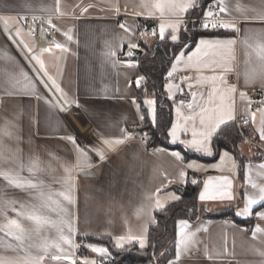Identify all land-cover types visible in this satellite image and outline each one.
I'll use <instances>...</instances> for the list:
<instances>
[{"label":"crops","instance_id":"1","mask_svg":"<svg viewBox=\"0 0 264 264\" xmlns=\"http://www.w3.org/2000/svg\"><path fill=\"white\" fill-rule=\"evenodd\" d=\"M155 2L59 0L57 11V0H0V17L8 18L9 28L5 32L4 23L0 20V172L18 174L25 180H31L41 185L45 193L42 199L37 189L16 188L0 176V226L17 220L26 237L20 247L19 241L5 235L7 229L0 231V260L5 264H25V257L41 254L39 246L45 242L49 245L60 243L62 252L50 247L42 264H70V260L81 264L82 259L96 261L97 264L102 257L91 251L88 245L108 248L90 242L87 237L110 238L117 246L118 237L143 236L146 240L144 249L149 244V229L155 223V212L178 203L182 198L183 192L179 193L172 186L181 187L184 191L188 182L193 180L199 184L197 201L200 205L213 212L233 209L239 220L251 226L230 218H202L195 223L182 219L189 222L184 231L195 233L194 242L187 250L181 251L179 261L175 256L171 261L174 264H264V255L261 254L264 253V233L252 235L257 226L264 229V219L258 216L264 207L254 206L250 216L237 215L244 207L245 195H258V190L248 183L249 178L264 186V170L258 168L260 163H264V141L254 131L260 126V113L251 111L246 98L236 102L238 92L264 93V62L258 59L254 50L257 43H264V21L254 19L257 15H264V0H223L227 12L221 13V19L233 23L235 30L221 28L216 31L219 35L201 36L192 48L187 44L179 51L185 53L186 61L201 39L235 40L231 51L226 50L224 56L232 69L225 73L228 84L237 89L233 103L235 119L221 127L235 124L246 133L240 132L243 140L237 144L245 161L242 177L240 163L233 152L227 148L216 151L214 140L217 135L211 138V155L189 149L183 143L192 138L191 121L188 122L187 133L181 131L176 142H172L168 135L170 127L167 132L170 148L150 147L148 136L144 142L137 139L138 133L142 132L138 129L144 121L141 120V116L144 117L142 105L148 110L145 101L155 99L150 97L143 103L139 102L136 89L144 86L146 78L137 87L136 80L145 76L138 59H126L125 54L129 44L138 45L137 49L144 53V47L150 48L156 39L162 40L159 38V25L162 23L159 14L149 16L147 13L151 9L144 7ZM193 9L180 13L183 23L177 32L178 41H171V29L166 30L163 40L180 42ZM29 15L51 20V25L57 30L55 45L59 43L68 50L61 51L55 45L39 48L23 27L24 17ZM120 24H125L130 33H126ZM145 24L154 25L156 35H141ZM17 29L21 31L19 38L14 37ZM69 31L70 41L65 35ZM10 35L15 38V43L9 39ZM20 39L33 49L32 53L19 43ZM47 48H51V52L41 55V50ZM111 52L115 55H110ZM33 54L40 55L48 74L73 101L71 107L60 111L53 106L54 97L59 93L54 89L50 93L36 79L39 73L40 78L47 81V77L39 72V65L31 59ZM175 62L174 59L172 64ZM25 73L27 79L23 75ZM219 74V69L214 73L206 67L198 71L187 63L178 65V70L167 82L180 85L182 91L174 89L173 98H169L165 87L173 107L172 124L178 120L177 108H180L182 116L199 112L198 108L195 112L187 108V103L192 101L191 93L197 94V103L206 102L212 85L201 78ZM233 75L236 79L232 78ZM181 101H184L183 107ZM77 102L80 107L76 106ZM252 113H255V124L252 123ZM246 119L248 125L244 124ZM179 122L184 124L183 119ZM196 126L199 129L198 116ZM126 133L131 138H124L119 145L109 147L103 143L104 140L125 137ZM69 136L75 138L86 155L77 152L76 146L67 139ZM95 149L104 152L103 160ZM225 151L229 154L227 157L223 156ZM174 152L180 153L182 159L177 160L172 155ZM255 157L259 160L254 162ZM189 164L195 167H188ZM224 178L231 181L228 190L231 200L219 196L214 200H200L205 181L211 180L210 191L215 194L216 187ZM69 189L71 204L56 195ZM49 194L52 200L60 202L63 211H49L45 206ZM157 199L162 207L157 206ZM32 212L47 216L56 226H44L37 234L33 221L26 215H17ZM179 221L177 234L180 232ZM69 224L73 229L71 233L68 232ZM58 229H62L65 236H71L73 247L59 241ZM79 241L85 242L87 252L84 257L77 256ZM121 243L123 247L133 243L140 247L136 239ZM52 255L70 259L53 260Z\"/></svg>","mask_w":264,"mask_h":264},{"label":"snow or ice","instance_id":"2","mask_svg":"<svg viewBox=\"0 0 264 264\" xmlns=\"http://www.w3.org/2000/svg\"><path fill=\"white\" fill-rule=\"evenodd\" d=\"M210 2H213L216 4V6L219 9V12H214L212 9H209L206 13H204L205 20L202 23V27L205 30L211 29H217V28H224V29H233L235 30V25L230 22H226L219 18V13H226L227 8L224 5L223 0H210ZM198 0H156L154 4L144 5V7H147L151 9L147 14L149 16H153L155 14H159V18L161 19L162 23L159 25V38L165 39V32L167 29H171V32L169 33L171 41L177 42L178 41V35L177 32L180 30V26L183 23V18L181 17L180 13H185L188 11L189 8H193L197 5ZM87 11V9H84ZM57 11H59V0H57ZM116 11H119V8L116 9ZM36 18L33 17V20ZM254 19L264 21V15H257L254 17ZM0 20L4 23V31L8 32V18L6 17H0ZM47 23L51 25V20H48ZM120 27L126 32L130 33V29L125 24H120ZM34 31V29H33ZM151 35H156V31L153 30ZM31 35V33H29ZM67 39L70 41L72 39V36L70 34V31L68 33H65ZM141 35H146V33H141ZM15 38L21 37V31L17 29L14 33ZM13 36H9V39H12L15 43L16 40ZM19 43L24 46L25 49L29 53L33 52V49L29 47L28 44L24 42L23 39L19 40ZM235 44V40L228 39V40H221V39H201L196 46V49L194 52L191 53V55H188L185 61V53L183 51L179 52L177 56L174 57L175 63L171 66V71L167 73V77L171 79L173 77V74L178 70V65L181 63H187L190 66H194L198 71L201 69V67H206L212 72H217L219 69L220 73L219 75H213L208 78H201L207 79L211 82L212 88L211 91L207 94V101L204 103H197V94L195 92L191 93L192 101L190 103H187V108L190 110V112H195V110L198 108L199 112L195 115H187L182 116L180 108H177L176 114L178 117V120L176 123H173L171 126V130L168 132V135L172 138V142H176L179 139V133L181 131H184L185 134L188 131V122H192L191 126V136L192 138L190 140L183 141V143L186 144V146L189 149H193L197 152H201L207 155L212 154V148L210 147L211 144V138L214 135H218L219 133L223 132L224 129L221 127L222 125L226 124L228 121L235 119L234 116V94L237 92V89L234 85L228 84L227 76L225 73L231 71V67L228 63L225 62L224 56L225 51L228 52L231 51V46ZM55 47L61 51L66 52L68 49L59 43L55 45ZM139 46L136 44H129L128 45V55L134 56L135 52L134 49H137ZM51 48L42 49L41 55L43 52H51ZM255 52L257 54V57L260 61L264 62V43H257L255 46ZM110 55H115V52H111ZM219 57V59H217ZM32 60L36 62L37 65H39V72L43 73L44 77H47V81L40 78L39 73L37 74L36 79L40 81L44 85L45 88H48L49 92L51 93L54 89L56 93H59L58 97H54V107H58L60 111H64L66 107H71L73 101H70L67 98L66 93H64L63 89L60 87L59 84H57L56 80L53 79L47 72L45 68V64L40 58V55L33 54L31 57ZM131 66V65H130ZM35 71V69H34ZM25 76V79H27V74H23ZM145 77L141 76L136 80L137 87L140 86V82L144 80ZM49 82L51 84V87H49ZM34 87V85H32ZM166 90L169 93V98H173V90L180 92L182 91V88L180 85L173 84L170 82H166ZM189 88L192 87L191 84L188 85ZM240 96L242 99L246 97V94L244 92L240 93ZM39 98V97H38ZM201 100H203V94H201ZM62 102V103H61ZM135 103V101H133ZM146 105L148 106V113L151 115L153 122H155L156 113H155V103L156 101L153 99H148L145 101ZM252 101L249 99V104H251ZM181 107L184 106V101L180 102ZM260 107H258L257 111L260 113V126L258 128H255L254 131H256L259 134V139L261 141H264V100L259 101ZM77 107H80L79 103H76ZM139 108V106H138ZM197 116L199 117V129H197L196 126V119ZM252 116V123L255 124V113L251 114ZM144 117L141 116V120H143ZM183 119L184 124L182 125L179 120ZM244 124L248 125L249 121L246 119L244 120ZM7 134V133H5ZM124 138H131L130 134L126 133L125 137H122L120 139L115 140H104L103 143L109 147L119 145L124 142ZM67 139L76 146L77 152H79L81 155H86L83 149H81L77 144L74 137L69 136ZM96 154L99 156L101 160L105 158L104 152L100 149H95ZM172 155L177 159L181 160L182 157L180 153L174 152ZM229 154L227 151L223 153L224 157H227ZM188 167H195L194 164H189ZM258 168L261 170H264V163H260L258 165ZM29 171L31 172L32 169L30 168ZM66 171H71V169H66ZM264 174V173H262ZM0 176H3V178L8 182V184L24 189V188H31V189H37L39 192V196L43 199L45 197V193L42 190V186L36 183H33L31 180H25L21 176L12 175L9 172H0ZM181 176H184V173L181 172ZM193 183H196L195 180H193ZM248 183L253 189L258 190L257 196H244V207L237 213V215H247L250 216L253 214L254 206L260 205L261 207H264V186L258 185L254 181H252L250 178L248 180ZM212 182L211 180L204 182V190L200 193V200H214L217 199L218 196L221 199H232V195L230 191H228L231 188V181L227 178H224L222 183L219 184L218 187L215 189V194L210 191V186ZM57 196L62 197L64 201H67L69 204H71L72 196L69 191H61L56 193ZM156 204L158 207H162L160 204L159 199H157ZM55 205V207H53ZM45 206L48 207L49 211H63V208L60 206V202L57 200H52L51 194H49L46 198ZM17 215H26V218L28 220H31L35 223L36 229L35 231L37 234H39V231L44 226H56L54 221H51L47 216L45 215H39L35 212L32 213H17ZM258 216L260 219H264V211L258 212ZM189 225V222L187 220H180L179 221V228L180 232L177 234L178 239L176 240V254L175 259L176 261H179L181 256L182 250H187L190 245L193 244L195 233L192 232H186L184 231ZM7 229V231H5ZM0 231H5V235L11 236L13 239L20 242V247L23 246L25 235H24V228L21 226L20 223H18L17 220H10L8 221L7 225L0 226ZM60 232L59 235V241L63 244L68 245L69 247H73V242L71 239V236H65L63 234L62 229H58ZM73 231L71 224L68 225V232L71 233ZM257 233H264V229H261L259 226L255 228V230L252 232L253 237L256 236ZM136 239L139 241L140 247H145L146 240L145 237L139 236L134 237L131 235L128 236H121L117 238V246L123 247L122 241L125 240H133ZM54 247L57 252H62V249L60 247V243H55L52 245H49L47 242H45L43 245L39 246V252L41 254L36 256H28L25 257V264H42L44 259L47 257L49 248ZM88 247L91 249V251L95 253H99L101 257L107 258L109 256V252L104 247H98L95 245H88ZM264 255V253H261ZM51 259L53 260H61V259H70L69 257H64L62 255H52ZM0 264H5L4 261L0 260ZM70 264H76L75 260H70ZM81 264H96V261H92L89 259H82ZM101 264H103V261H101ZM169 264H174V261H169Z\"/></svg>","mask_w":264,"mask_h":264},{"label":"trees","instance_id":"3","mask_svg":"<svg viewBox=\"0 0 264 264\" xmlns=\"http://www.w3.org/2000/svg\"><path fill=\"white\" fill-rule=\"evenodd\" d=\"M206 1L209 0H198L189 15L192 18L203 16ZM217 35L219 34L216 31L201 29L197 22H190L185 27L180 42L172 43L168 40L156 39L150 48L144 47V53L138 59V63L146 82L144 86L136 89V94L140 103H143L146 98L155 99L156 118L153 122L147 108L142 105L144 121L138 131L147 134L150 147H171L167 140V132L172 125L173 107L166 96L165 85L168 81L167 73L172 66L174 57L187 44H190L189 48H192L199 37ZM223 129L224 131L219 133L214 140L216 151L221 148L232 151L240 163V177H242L245 161L237 148L238 142L243 140L242 135L235 124ZM243 133L246 134L245 131ZM258 160L259 158L255 157L252 161ZM198 191L199 184L189 181L178 203H172L165 209L155 212V223L149 229V244L144 249L136 243L117 247L110 238L87 237L90 242L102 244L109 250V256L102 257L97 264H101V261L103 264H168L175 256L177 222L182 219H188L195 223L202 218L212 220L230 218L237 223L251 226V224L239 220L233 209L209 211L208 208L198 203Z\"/></svg>","mask_w":264,"mask_h":264},{"label":"built area","instance_id":"4","mask_svg":"<svg viewBox=\"0 0 264 264\" xmlns=\"http://www.w3.org/2000/svg\"><path fill=\"white\" fill-rule=\"evenodd\" d=\"M209 9H212L214 12H219L218 7L216 6L215 3L206 1L205 4V11L204 13H206ZM33 17H35L36 19L33 20ZM219 18L221 19V13H219ZM205 20V16H201L198 18H189L188 21L189 22H197L199 27L201 29H204L202 27V23ZM23 27L24 29L28 32L31 33V38L35 40L37 46L39 48H46L48 46H53L56 43V36H57V30L56 28L52 25L50 26L47 21H46V17L44 16H26L24 17L23 20ZM34 29V31H33ZM155 30L156 31V27L152 24H145L142 26L141 28V33H146V35H151L150 33ZM208 30L210 31H220L221 28H217V29H211L209 28ZM10 34H12V31H10ZM233 79H236V75L232 76ZM246 94V93H245ZM246 99H251L252 103H251V111L255 112L258 107H260L259 101L264 100V93L262 92H258V93H252V94H246ZM241 96H240V92H238L236 94V102H240L241 101ZM68 108V107H66ZM239 125V124H238ZM240 132L244 135L242 129L239 127ZM137 139H139L140 141H146L147 140V135L144 132H139L137 135ZM86 248H85V242L84 241H79L78 242V246H77V256L78 257H84L86 255Z\"/></svg>","mask_w":264,"mask_h":264},{"label":"water","instance_id":"5","mask_svg":"<svg viewBox=\"0 0 264 264\" xmlns=\"http://www.w3.org/2000/svg\"><path fill=\"white\" fill-rule=\"evenodd\" d=\"M135 55L134 56H129L128 55V50L126 51L125 58L126 59H139L143 55V51L141 49H134ZM172 188L179 193L183 192V188L178 187V186H172Z\"/></svg>","mask_w":264,"mask_h":264}]
</instances>
